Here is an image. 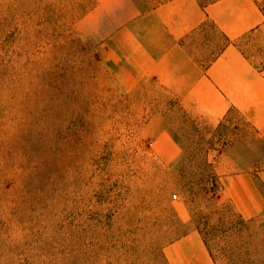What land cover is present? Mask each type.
<instances>
[{"label":"rangeland","instance_id":"1","mask_svg":"<svg viewBox=\"0 0 264 264\" xmlns=\"http://www.w3.org/2000/svg\"><path fill=\"white\" fill-rule=\"evenodd\" d=\"M131 1L0 0V264L264 260L223 189L264 169V115L199 113L129 65Z\"/></svg>","mask_w":264,"mask_h":264},{"label":"crops","instance_id":"2","mask_svg":"<svg viewBox=\"0 0 264 264\" xmlns=\"http://www.w3.org/2000/svg\"><path fill=\"white\" fill-rule=\"evenodd\" d=\"M124 24L115 45H124L129 65L166 83L170 97L195 99L199 113L262 121L264 0H132ZM224 178L244 221L253 219L256 247L264 238V169Z\"/></svg>","mask_w":264,"mask_h":264}]
</instances>
